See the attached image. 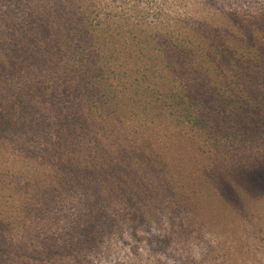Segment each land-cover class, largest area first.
Returning <instances> with one entry per match:
<instances>
[{
  "label": "trees",
  "instance_id": "1",
  "mask_svg": "<svg viewBox=\"0 0 264 264\" xmlns=\"http://www.w3.org/2000/svg\"><path fill=\"white\" fill-rule=\"evenodd\" d=\"M31 1L0 8L2 125L45 112L42 99L69 102L79 168L122 180L139 131L155 141L158 122L181 135L198 126L213 135L212 176L231 202L264 195V3L246 15L230 0Z\"/></svg>",
  "mask_w": 264,
  "mask_h": 264
},
{
  "label": "rangeland",
  "instance_id": "2",
  "mask_svg": "<svg viewBox=\"0 0 264 264\" xmlns=\"http://www.w3.org/2000/svg\"><path fill=\"white\" fill-rule=\"evenodd\" d=\"M230 1L246 15L264 3ZM31 4L0 0L5 17ZM65 108L42 99L45 122L40 114L0 121V264H264V195L231 202L212 176L213 135L158 122L155 141L143 130L145 142L130 138L125 178L102 179L79 168L80 130L67 125Z\"/></svg>",
  "mask_w": 264,
  "mask_h": 264
}]
</instances>
